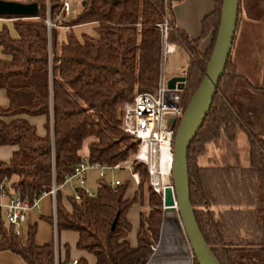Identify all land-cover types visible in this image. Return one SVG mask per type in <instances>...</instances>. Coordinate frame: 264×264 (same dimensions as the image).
<instances>
[{"label":"trees","instance_id":"16d2710c","mask_svg":"<svg viewBox=\"0 0 264 264\" xmlns=\"http://www.w3.org/2000/svg\"><path fill=\"white\" fill-rule=\"evenodd\" d=\"M28 2L38 4L35 17H0L11 19L17 33L14 39L5 26L0 30V48L8 57L0 60V89L9 100L7 109L0 108V147L15 148L10 161L0 163V175L9 179L13 192L30 200L48 191L53 181L63 186L64 177L84 161L79 152L86 140H91V164L113 167L132 159L139 145L122 130V108L135 95L157 89L158 25L166 14L172 26L168 41L184 47L188 55L181 94L185 110L205 75L222 0H214L195 40L173 26L170 0H82L75 19L60 24L68 29L65 43L59 44L57 31L51 30V61L45 20L60 13L62 0ZM88 24L95 25V37H76L72 29ZM204 39H208L206 49L200 48ZM230 57L208 114L188 148L190 202L219 264H264V115L246 120L235 109L230 93L244 78ZM24 117H45L46 134L38 135ZM238 132L248 139V167L200 166L207 145L221 138L235 143ZM132 171L140 182L130 198L128 183L115 188L102 183L93 196L78 189L80 200L71 196L68 208L61 203L60 190L56 194L58 232L76 233V250L92 255L94 264H146L158 241L161 197L145 185L144 165L134 164ZM135 203L147 210L140 213L137 244L132 247L127 215ZM46 221L52 223L50 218ZM34 237L35 228L17 236L11 227H4L0 251L12 252L26 264H56L53 244L37 246ZM63 249L65 258L57 264H70V248ZM75 264L88 262L80 258Z\"/></svg>","mask_w":264,"mask_h":264},{"label":"crops","instance_id":"0c3cea01","mask_svg":"<svg viewBox=\"0 0 264 264\" xmlns=\"http://www.w3.org/2000/svg\"><path fill=\"white\" fill-rule=\"evenodd\" d=\"M63 1V0H62ZM69 3L71 0H67ZM74 2H71L72 5ZM214 8V0H171V18L173 26L180 31L186 33V35L192 39H198L201 36V22L203 18L210 14ZM82 9V3L80 10L76 13L78 14ZM6 27L10 33V36L14 39L17 38V33L13 28V22L11 19H2L0 18V30L3 27ZM67 28L58 27L57 31V42L59 44L66 42V32ZM76 37L80 38L83 34L95 37V25H81L74 27L72 29ZM208 46V39H204L200 48L206 49ZM177 52V47H175V52ZM233 52L234 62L237 67L238 73L244 79H238L236 83L237 86H241L242 83L245 84V87H248L252 92L258 91L263 92L264 85L260 83H254L251 81L246 69L244 67V56H260L264 55V0H239V11H238V22L235 31L234 41L231 49ZM235 52V54H234ZM187 55V53H186ZM6 57L3 54L2 49L0 48V60H6ZM188 59V56H187ZM256 87L262 89H255ZM236 88V87H235ZM243 88V87H242ZM240 88V89H242ZM241 92H245L243 88ZM244 95V94H243ZM246 95V94H245ZM252 95V94H250ZM230 100L235 106L236 110H241V112L248 117L249 120L254 119L255 115H252L250 110L242 107L243 104L238 97L235 96V92L230 94ZM9 106V100L7 98L6 92L0 89V108L7 109ZM241 113V114H242ZM264 114H259V116ZM242 116V115H241ZM31 125L36 128L37 134L44 136L46 131L44 125L46 123L45 117H24ZM245 135V133H244ZM246 137V135H245ZM247 139V137H246ZM248 142V139H247ZM91 143V140H86L83 143V146L79 152L80 157L84 161H88V146ZM212 144V143H211ZM207 145L208 147L211 145ZM15 148L10 146L0 147V163H8L12 157ZM249 144L244 146L242 155L239 154L240 150L236 148L234 155L232 157L233 161L229 162L226 160L227 166H236L239 164V167L246 168L249 166V156H248ZM200 160V158H199ZM204 167V166H203ZM209 167V166H205ZM211 167V166H210ZM214 167H220L216 165ZM238 167V166H237ZM125 170V169H124ZM97 170H89L86 172V180L84 190L88 191L90 194L94 195L93 184L89 183V178L91 177L90 173ZM122 170H118L121 173ZM127 179H116L121 182V184L130 182V190L127 192L126 196L130 198L135 192V186H137L131 180V174L128 170ZM123 173V172H122ZM14 181V179H11ZM114 180V181H116ZM98 171H97V180L98 182ZM113 181V182H114ZM100 182V181H99ZM106 184L104 182L96 183V190L100 184ZM110 182L109 184H111ZM78 186L75 182H70L64 184L60 189L61 193V203L65 207H69L68 199L71 196H74L78 192ZM144 207L139 203H135L130 208L127 219L130 223L131 229L128 234V242L132 247H135L137 244V233L140 223V213ZM53 214V200L50 196H45L41 199L39 211H33L28 215L26 227L35 228V237L34 242L37 246H43L46 244H53L54 234L52 223L46 221L47 218L52 220ZM163 218H165L164 224ZM159 238L156 245L153 247L154 251L146 264H193L191 263V252L189 246L184 239L180 228L177 224V218L175 221L171 220L170 216L167 217L166 214L163 216ZM174 222V223H173ZM78 240V235L74 232H58L57 233V243H58V254L57 261L61 257L65 258L64 254V245H68L70 248L69 259L70 264L76 262L80 258H85L88 264H94L95 259L92 255L84 253L82 251L76 250V243ZM0 264H26L24 260L17 256L16 254L9 251H0Z\"/></svg>","mask_w":264,"mask_h":264},{"label":"built area","instance_id":"2783aa9c","mask_svg":"<svg viewBox=\"0 0 264 264\" xmlns=\"http://www.w3.org/2000/svg\"><path fill=\"white\" fill-rule=\"evenodd\" d=\"M70 8V3L67 0H63L60 13L53 18L48 15L45 20L48 31L50 61L52 59L50 32L53 29L56 30L62 22L67 20L70 15ZM158 28L161 33V60L157 89L154 93L145 92L135 95L132 102L125 104L122 108V130L138 143L137 152L131 160L116 164L113 167L83 161L69 175L64 177V184L75 182L79 189L83 190L88 196H93V194L84 190L87 171L97 170L99 181L104 182L106 171L125 169L130 172L131 180L138 185L140 182L139 175L133 172L132 169L134 164H142L147 169L149 186L155 194L161 197L163 206L164 191L166 188L172 187L170 176L175 129L170 127L169 120H174L176 125L182 118L184 110L181 105L183 89L178 88V83L174 89L168 88L170 78L166 74V65L168 57L174 54L176 47L168 41L169 31L172 30L169 19H164L158 25ZM120 185L121 182L119 180L110 184L113 188ZM61 188L62 186H58L53 181L48 191L28 200L19 193L13 192L9 179L0 175V220L3 223L0 224V240L4 227H11L17 236L20 234L25 235L28 215L33 211H39L41 199L45 196H50L53 200V248L57 264L56 194ZM74 198L79 201L80 193L76 192ZM152 251H154V248H152ZM75 263L73 262V264Z\"/></svg>","mask_w":264,"mask_h":264},{"label":"water","instance_id":"95a60500","mask_svg":"<svg viewBox=\"0 0 264 264\" xmlns=\"http://www.w3.org/2000/svg\"><path fill=\"white\" fill-rule=\"evenodd\" d=\"M238 10L239 0H222L219 27L205 75L185 108L178 126L175 128V121L169 120L170 127L175 129L171 168L172 187L164 191L163 216L167 210L177 207V224L189 246L191 263L195 260L197 264H219L206 244L194 216L190 202L187 152L208 114L219 80L229 60L238 22ZM38 11L36 2L19 3L0 0V17L33 18ZM177 83L178 88L183 89L185 78H170L168 88L174 89ZM164 221L165 218L162 224Z\"/></svg>","mask_w":264,"mask_h":264},{"label":"rangeland","instance_id":"374dc122","mask_svg":"<svg viewBox=\"0 0 264 264\" xmlns=\"http://www.w3.org/2000/svg\"><path fill=\"white\" fill-rule=\"evenodd\" d=\"M3 1H14L19 3H29V0H3ZM171 1V0H170ZM71 2H74L70 8V15L67 18V21H72L76 17V13L81 8L82 0H71ZM49 3V1H48ZM164 19H169V23L171 25V19L169 18L168 14H166L163 17L162 22ZM161 22V23H162ZM172 44V43H171ZM174 45V44H172ZM176 46V45H175ZM177 47V52L175 54H172L168 57L167 65H166V74L168 78L173 77H185L187 65H188V59L186 53L187 50L184 47ZM235 54V52H234ZM244 67L246 69V73H248L251 81L254 83H260L264 85V55L260 56H244ZM231 63L235 66V69L237 71L236 64L234 62L233 58V52L231 53L230 57ZM238 73V71H237ZM238 80L236 81V83ZM235 83L234 89L231 91V93L235 92V96L238 97V100L241 101L243 104L242 107L247 108L250 110L252 115L258 116L259 114H264V93H260L258 91H251L248 87H245V84L242 83V85L239 87ZM236 87V88H235ZM245 89V92H241L243 88ZM242 88V89H240ZM258 89H262L259 87H256ZM264 89V88H263ZM264 92V90H263ZM230 93V94H231ZM244 94V95H243ZM246 94V95H245ZM252 94V95H250ZM182 100V96H181ZM244 119L249 120L248 117H246L241 110H237ZM242 113V114H241ZM248 142L243 132H238L236 136L235 143H228L223 138L213 142L209 147H206L205 152L200 156L199 164L200 166H211L214 167L216 165H219L220 167L227 166L226 160H229V162L233 161L232 157L234 155V151H236V148L240 150L239 154L242 155L244 146H247ZM236 166H239V164H236ZM123 172V173H122ZM91 177L89 178V183L93 184L94 188L93 191L96 193V183L95 180H97V171H92L90 173ZM128 172L126 170H122L121 173L118 171H106L105 172V180L104 183L109 184L110 182H113L116 179H127ZM171 179V176H170ZM172 180V179H171ZM130 184V182H129ZM145 185H149V183H146ZM137 189V186L134 187ZM94 193V194H95ZM147 207L143 208L142 211L146 212ZM162 211V218H163V209L161 207ZM172 214V213H171ZM171 214L169 216L173 217Z\"/></svg>","mask_w":264,"mask_h":264},{"label":"bare ground","instance_id":"6f19581e","mask_svg":"<svg viewBox=\"0 0 264 264\" xmlns=\"http://www.w3.org/2000/svg\"><path fill=\"white\" fill-rule=\"evenodd\" d=\"M169 214H171L173 216V217L170 216L171 220L175 221L176 218H177V207L175 206L174 208H171V209L167 210L166 211V216L169 217Z\"/></svg>","mask_w":264,"mask_h":264}]
</instances>
